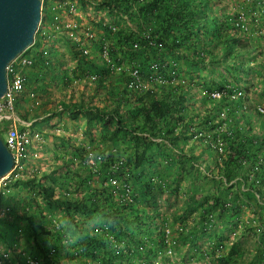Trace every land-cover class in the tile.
<instances>
[{"label": "trees", "instance_id": "1", "mask_svg": "<svg viewBox=\"0 0 264 264\" xmlns=\"http://www.w3.org/2000/svg\"><path fill=\"white\" fill-rule=\"evenodd\" d=\"M211 2L212 0H98L100 6L125 15L131 22L136 20V15L142 16L145 31H149L152 40L160 43L164 51L175 53L177 58H188L194 65H202L207 59L212 62L218 56L231 68V75L236 83L246 85L247 80L239 77L238 73L249 75L253 73V69L238 58L251 50V43L247 41L250 36L235 21H230L229 15L210 9ZM134 5L137 7L135 12L131 10ZM52 7L49 0L44 1L41 24H54V16L58 11L52 10ZM153 15L158 16V21L154 20ZM109 31L106 30L107 35ZM142 33L138 29L123 35L120 47L125 46L123 58L132 63L137 62L144 71L158 62L154 48L156 46L149 45ZM121 34L119 31L115 36ZM45 40L37 31L34 43L24 52L31 59V64L23 71L26 81L24 90L16 97L15 111L17 114L23 113L21 102L28 99L31 103L28 110L41 109L40 114H59L64 111L74 119L84 117L87 122L101 120L110 123L108 138L114 146H118L120 140L127 141L129 153L123 163L119 157L114 156H110L109 161L120 163L118 175L129 180L132 194L131 199L115 198L109 191L112 190L109 185L101 184L93 188L88 186L94 176L100 177L105 172L108 173L104 178L106 181L116 176L105 169L107 165L104 169H90L89 175L79 176L80 181L72 184L77 173L68 169L77 166L84 170L89 167L82 165L81 161L76 163L72 158H61V165L43 173V177H49L51 183L42 181L43 177L23 179V183H20L24 188L34 192L49 208L65 215L67 226L61 227L62 233L53 226V229H48L36 221L31 212L33 205L29 204L26 209L15 213V207H9V198L3 195L0 198V208L4 211L11 208L12 211L5 217L0 216V245L11 251L18 264H27V257L37 264H65V261L69 264H125L134 254L141 257V253L145 260L148 259L153 253L148 243L159 247L165 244L164 230L159 229L164 220L151 204L155 199L156 188L164 186L166 177L161 176L159 170L154 176L147 174L151 164L157 162L154 151L159 150L162 144L178 151L179 155L193 156V162L205 160L206 156L208 161L203 162H213L211 171H217L216 176L224 183L233 179L238 184L245 182L248 189L262 197L264 205V110L260 111L251 105L248 97L238 91L237 84L231 88H223L221 84L227 95L217 100L222 109L212 107L201 114L195 111L196 91L186 82H167L156 88L153 85L129 89V82L134 81L132 75L121 73L110 76L102 64L98 65L95 59H88V56L81 53L77 41L67 39L72 57L77 62L75 69L68 70L54 53L46 52ZM134 43L137 44L136 48L133 47ZM109 50L111 57L120 62L116 59L115 47L111 46ZM150 53L153 58H150ZM262 63L261 61L259 64ZM90 74L96 78L90 80ZM76 80H79L77 85L85 88L84 91L90 90L88 93H79L78 99H74L75 92L72 90ZM250 87L255 95H264V89L259 91L254 85ZM231 94L235 97H229ZM205 98L206 101L211 100L209 95ZM33 102L36 105H32ZM47 106L51 108L45 109ZM27 111L21 115L22 118L27 119ZM220 112L224 118L215 122V117ZM222 125L225 126L220 132ZM5 126L0 125V135L5 132ZM202 132L213 141L195 144L194 150L188 148L197 140L195 136ZM186 135H190V138L185 139ZM154 138L160 139V142L154 141ZM217 138L223 143V148L215 143ZM77 150L83 151L82 148ZM172 160L171 167L184 162ZM194 167L195 164L192 163L188 168L192 171L196 170ZM193 177L197 181L195 171ZM180 179V175L177 178L171 177V183L176 182V186H179ZM57 188L66 190L68 194L79 193L66 198L57 194ZM175 190L174 188L172 191ZM8 196H12V193ZM206 197L208 195L198 203L203 215L209 212V207H204ZM33 200L29 202L32 203ZM194 203V194H190L184 202V212L192 211ZM213 204L221 207V214L232 212L231 218L235 219L244 203L235 193L232 197V192L227 191L221 203L216 199ZM38 207L39 203L37 209ZM79 217L93 219L107 231L92 233L76 221ZM209 227L210 222L206 220L202 228L206 231ZM67 233H76L75 239L66 240L64 235ZM19 238L22 239L21 251L16 249ZM115 240L116 243H124V246L116 249L113 245ZM260 246L262 250L258 258L264 264V241L257 243L258 250ZM62 252L64 257H61ZM231 255L232 251L229 257ZM225 260L220 257L219 264H224Z\"/></svg>", "mask_w": 264, "mask_h": 264}, {"label": "rangeland", "instance_id": "2", "mask_svg": "<svg viewBox=\"0 0 264 264\" xmlns=\"http://www.w3.org/2000/svg\"><path fill=\"white\" fill-rule=\"evenodd\" d=\"M55 1L49 0V3L51 2L54 5L56 4ZM70 1H74L76 4L80 26L86 27L88 25L93 29L91 40L87 39L81 28L75 34H70L62 29L66 16L65 12L58 13L61 19L59 22L54 21V24L51 22L41 24L40 21L37 30L41 33L42 39H46L44 48L46 52L54 53V56L58 57L63 65L67 66L68 70L75 69L77 66L67 41V39H72L79 43V47L86 45L89 50L88 59L93 58L98 65L102 64L112 77L121 73L131 75L132 71L136 70L137 79L135 78V81L139 82L141 86L144 85V87L154 85L156 88L167 82H186L192 85L196 91L194 94L196 100L195 111L201 114L204 113L205 109H211L212 107L222 109L217 100L221 96H227L226 89L223 91V88L235 87L236 84L238 91L248 97L251 105L257 107L260 111L264 110V95H255L250 87V85H254L259 91L264 89V83H262V81L264 82V0H212L209 4V8L214 12L219 11L223 15H229L230 21H235L250 36L247 41L251 43V50L243 57L238 58L239 61L243 60L246 66L253 69V73L249 75H245L244 72L238 73L239 77L242 76L247 80L248 84L246 85L236 83L231 75V68L226 65V61L219 59L218 56L212 62L207 59L202 65H194L188 58H177L175 53L166 52L161 46L154 47L158 63H153L152 66L143 71L137 62L132 63L127 58H123L122 51L125 50V46L120 47L123 44L122 36L127 35L130 31L139 29L143 32H149L144 29L145 20L142 16L136 15V20L131 22L125 15L100 6L98 0ZM131 10L135 12L137 10L136 5ZM42 12L41 10V14ZM153 17L155 21H158L157 15H153ZM54 25L55 30L53 29ZM108 29L110 31L107 35L106 30ZM119 31L122 34L116 37L115 33ZM104 46L107 48L108 59L110 64H113L112 66L107 65V61L103 56ZM111 46L115 47L116 59H119L120 62L111 57L109 50ZM53 50L56 52H53ZM149 56L150 58L151 56L154 57L151 53ZM261 61L263 63L259 64ZM78 83L79 80L73 82L74 99H78L79 93L90 91L89 89L84 91L85 88L82 85H77ZM214 92H217L218 96H212ZM208 95L211 100L206 101L205 97ZM229 97L233 98L235 96L231 94ZM30 104L28 99L26 102H21L22 111L24 112L17 114L15 111V114L22 122L33 123L30 128L40 134L41 143L40 147L29 151L27 163L29 173L25 172L22 178L10 182L9 187H7L8 192L4 194L6 198H9L7 199L8 206L15 207V213L23 208L26 209L31 204L33 205L31 212L34 213L36 221L41 222L48 229L54 227L62 233L61 227L67 226L65 215L56 209L49 208L39 196L36 197L34 192L21 185L23 179L32 176L41 179L43 173L49 168L52 170L56 165H61V158H72L76 163L81 161L82 165L89 166L84 170L79 169L77 166L68 169L70 172L77 173L72 184L80 181L79 176L89 175L90 169L96 167L104 169L107 165L105 169L115 173L116 176L110 177L106 181L104 178L108 173L105 172L100 177L94 176L88 186L93 188L101 184L109 185L112 189L109 191L115 198L131 199L132 189L129 180H125L123 176L118 175L121 168L120 163L109 161L114 156L119 157L121 163L125 162L129 148L126 146L127 141L125 140L118 141V146H114L108 138L111 129L110 123H104L101 120L87 122L84 117L74 119L64 111H60L59 114H40L41 109L28 110L31 107ZM32 105H36V103L33 102ZM47 108L50 109L51 107L47 106L45 109ZM26 111L27 119L21 117ZM223 118L224 116L220 112L214 121L218 122ZM224 126H221L220 132ZM0 137L3 139L4 134L2 133ZM195 137H197V140L188 146L193 150L195 144L202 141H213L211 138L206 137L203 132L198 133ZM189 138L190 135L185 136V139ZM179 139L182 138L179 137ZM153 140L160 142L158 138ZM215 143L223 148V143L219 138L216 139ZM76 148H82L83 151L81 152ZM87 152L91 153L93 164H90ZM177 152L162 144L159 150L154 151L156 164H151V169L147 171L149 176H154V173L159 170V174L166 177L163 182L164 186L156 188L154 192L155 199L151 204L158 210L162 220H164L161 222L159 229L164 230L165 244L159 247L148 243L153 249V253L150 254L148 259L145 260L142 253L141 257L134 254L125 264H219L220 257L226 259L224 264H262L258 258V254L262 250L261 246L260 250L257 249V243L264 241V205L262 197H258L252 189H248V184H245V182L238 184L233 179L224 183L221 178L216 176L217 171H211L214 167L213 162H203L208 161L206 156L205 160L199 159V162H193V156L179 155ZM176 158L184 162L171 167L173 163L171 159L177 161ZM201 162L204 164H199ZM192 163L195 164L194 168L196 170H189L188 167ZM205 167H208V169ZM194 171L197 174V181L193 177ZM179 175L181 179L178 182L179 186H176V182L171 183V177L177 178ZM21 181L22 183H20ZM42 181L51 183L49 177H43ZM174 188L176 190L172 191ZM0 190L4 192L2 185H0ZM227 191L232 192V197L235 193V196H239L244 203L240 206L235 219L231 218L232 212L221 214V207L218 205L215 207L213 204L216 199L218 203H221ZM10 192L12 196L9 197ZM56 192L66 198L74 197L79 193L69 192L70 194H68L66 190L58 188ZM190 194H194L195 203L191 208L192 211L185 213L184 202ZM205 195H208V197L205 198L207 202L205 201L204 207H209V212L203 215L202 207L198 203ZM31 199H34L32 203L29 202ZM36 202L40 204L39 209H37ZM11 211L10 208L0 216L5 217ZM206 220L210 222V227L204 231L202 224ZM76 221L92 233L107 231L97 225L93 219L79 217ZM64 237L70 241L75 239L76 233H67ZM21 245L22 239L19 238V243L16 245L18 251L22 250ZM113 245L116 249H121L124 243H116L115 240ZM4 247L6 248V246ZM6 250L10 254L11 264H18L11 251L7 248ZM231 251L232 257L230 256V258ZM63 254L62 252L61 257H64ZM65 264H69V262L65 261Z\"/></svg>", "mask_w": 264, "mask_h": 264}, {"label": "built area", "instance_id": "3", "mask_svg": "<svg viewBox=\"0 0 264 264\" xmlns=\"http://www.w3.org/2000/svg\"><path fill=\"white\" fill-rule=\"evenodd\" d=\"M42 1V10L44 6V1ZM56 4L53 5L52 10L58 11V13L65 12V21L63 22V28L70 34H75L79 28L83 29L84 35L87 39H92L93 29L86 25V27H81L79 23V13L74 1L70 0H56ZM56 13L54 20L56 22L60 21L59 14ZM57 27V26H56ZM59 28V27H57ZM143 37L147 43L151 46L160 47V43H156L152 40L149 32H143ZM134 48L137 44L134 43ZM80 50L84 56H88L89 50L86 45L80 46ZM25 52V51H24ZM24 52L10 62L6 68V78H7V90L4 96L0 99V125L5 126L4 138L2 139L6 149L12 154L13 166L11 170L4 177L0 178V185H2L4 192L0 190V198L8 192L7 187L9 183L14 182L23 177L25 172L29 173L28 169V154L29 151L40 147L41 137L40 134L30 128L31 123L22 122L15 114V102L16 97L24 90L25 86V75L23 73L24 69L31 64V59L27 57ZM103 56L107 61V65L112 66L108 59L107 48L103 47ZM131 75L134 77V81L129 82V88H143L144 86L135 81L137 79V71H132ZM95 75H91L90 79L94 80ZM212 96H218L217 92L212 93ZM87 158L90 159V164H93L91 153L87 152ZM113 180V179H111ZM113 182V181H111ZM4 213V210L0 208V215ZM9 258V261H8ZM27 264H37L34 260L26 258ZM9 252L0 246V264H10Z\"/></svg>", "mask_w": 264, "mask_h": 264}, {"label": "water", "instance_id": "4", "mask_svg": "<svg viewBox=\"0 0 264 264\" xmlns=\"http://www.w3.org/2000/svg\"><path fill=\"white\" fill-rule=\"evenodd\" d=\"M41 10V0H0V99L7 90L6 68L33 44ZM12 166V154L0 137V178Z\"/></svg>", "mask_w": 264, "mask_h": 264}, {"label": "crops", "instance_id": "5", "mask_svg": "<svg viewBox=\"0 0 264 264\" xmlns=\"http://www.w3.org/2000/svg\"><path fill=\"white\" fill-rule=\"evenodd\" d=\"M31 124L33 125V123L31 122ZM29 155V154H28ZM3 248H5L3 245H1ZM6 249V248H5Z\"/></svg>", "mask_w": 264, "mask_h": 264}]
</instances>
